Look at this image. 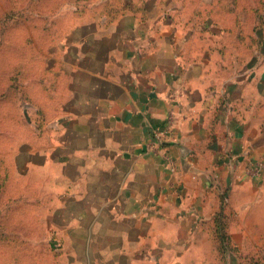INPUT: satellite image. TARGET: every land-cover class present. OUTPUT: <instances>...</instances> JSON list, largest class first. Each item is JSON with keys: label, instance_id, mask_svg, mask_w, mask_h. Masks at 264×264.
<instances>
[{"label": "crops", "instance_id": "obj_1", "mask_svg": "<svg viewBox=\"0 0 264 264\" xmlns=\"http://www.w3.org/2000/svg\"><path fill=\"white\" fill-rule=\"evenodd\" d=\"M189 6L102 0L59 14L52 117L21 175L48 203L57 264L263 262L264 186L241 167L264 153V33L238 27L228 2Z\"/></svg>", "mask_w": 264, "mask_h": 264}, {"label": "rangeland", "instance_id": "obj_2", "mask_svg": "<svg viewBox=\"0 0 264 264\" xmlns=\"http://www.w3.org/2000/svg\"><path fill=\"white\" fill-rule=\"evenodd\" d=\"M100 1L0 0V264H57L49 247L48 212L43 208L48 203L38 205V186L30 187L26 179L22 182L21 175L27 173L31 144L43 138L42 128L52 117L49 111L54 84L50 68L54 55H59L61 36L66 30V22L59 14L90 12L89 3ZM176 1L190 5V13H195L193 9L198 5L204 7L201 13H212L210 9L218 0ZM235 1L240 8L238 27L264 31V0ZM225 2L234 3L219 0V6ZM105 9L108 10L98 8L97 12ZM259 58L257 54L250 68L259 64ZM263 156L264 153L241 169L251 179H261L264 186V167L259 166ZM220 182L222 201L226 203L230 185L223 179ZM224 245L228 248L230 243ZM225 260L226 264H264V258L263 262L244 257Z\"/></svg>", "mask_w": 264, "mask_h": 264}, {"label": "trees", "instance_id": "obj_3", "mask_svg": "<svg viewBox=\"0 0 264 264\" xmlns=\"http://www.w3.org/2000/svg\"><path fill=\"white\" fill-rule=\"evenodd\" d=\"M234 1V3L233 2H230V5H233V6H235L236 8H238V6L236 5V1L235 0H233ZM245 10V9H244ZM259 30V29H258ZM261 30V29H260ZM259 30V31H260ZM254 31H257V29H256V27L254 28ZM261 33L263 34L264 33V31H261ZM264 35V34H263ZM22 184H24V183H22ZM28 187V186H27ZM25 188V187H24ZM29 188V187H28ZM30 193V192H29ZM33 193L31 192V195H32ZM222 197V199L224 198V196H221ZM32 198V197H31ZM36 201H37V199H36ZM223 202V201H222ZM223 203H225V202H223ZM222 214H223V212H222ZM221 214V215H222ZM218 233H219V238H220V246H221V251H225L226 249H227V247L224 245V243L226 244L227 242L229 243V240L227 239V232H226V230H227V224L226 223H224V221H223V218H222V216H221V218H220V220L218 221Z\"/></svg>", "mask_w": 264, "mask_h": 264}, {"label": "built area", "instance_id": "obj_4", "mask_svg": "<svg viewBox=\"0 0 264 264\" xmlns=\"http://www.w3.org/2000/svg\"><path fill=\"white\" fill-rule=\"evenodd\" d=\"M159 141H162L163 138L159 137L158 138ZM264 157V156H263ZM262 157L260 163H259V166L261 168L264 167V158ZM166 161H167V165H168V168L170 169V171L173 173V174H176L177 170H178V165L176 163V160H174L171 156L167 157L166 158Z\"/></svg>", "mask_w": 264, "mask_h": 264}]
</instances>
